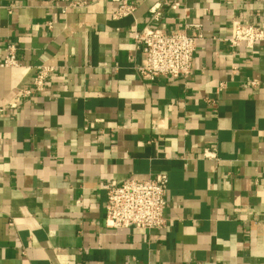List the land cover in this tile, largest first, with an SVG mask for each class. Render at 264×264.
Wrapping results in <instances>:
<instances>
[{
	"label": "crops",
	"instance_id": "crops-1",
	"mask_svg": "<svg viewBox=\"0 0 264 264\" xmlns=\"http://www.w3.org/2000/svg\"><path fill=\"white\" fill-rule=\"evenodd\" d=\"M128 1L0 0L22 62L0 66V264H264V42L226 40L264 0ZM190 23V75L142 77L134 32ZM37 65L56 70L21 98ZM157 172L167 226L107 228L103 183Z\"/></svg>",
	"mask_w": 264,
	"mask_h": 264
},
{
	"label": "built area",
	"instance_id": "built-area-1",
	"mask_svg": "<svg viewBox=\"0 0 264 264\" xmlns=\"http://www.w3.org/2000/svg\"><path fill=\"white\" fill-rule=\"evenodd\" d=\"M118 2L113 17L120 18L133 14L136 6L128 0ZM161 4L150 7L152 18L159 20ZM193 29L195 32H190ZM204 37L200 23L186 24L182 28L168 29L164 26H146L134 32L133 38L142 51L144 62L137 66L138 73L154 80L160 77H188L198 41ZM232 45L244 43L253 47L257 42H264V26L256 22L233 20L231 33L226 38ZM22 65L17 55V47L9 45L7 52L0 55L1 67H19ZM36 73L29 85L21 86L17 95L27 98L41 92L46 87L50 75L56 70L53 65H37ZM253 84H258L253 81ZM224 84L222 83V86ZM16 101L10 104L15 108ZM205 156L216 158L215 148L206 149ZM169 176L157 172L146 178H128L122 182L108 180L103 183L106 191L105 226L111 229L135 227L142 229H163L169 218L166 214L168 205L167 192Z\"/></svg>",
	"mask_w": 264,
	"mask_h": 264
}]
</instances>
